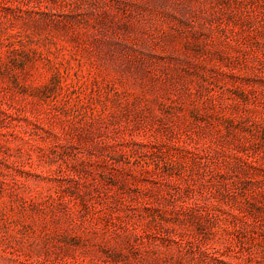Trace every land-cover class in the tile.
<instances>
[{
	"label": "rangeland",
	"instance_id": "1",
	"mask_svg": "<svg viewBox=\"0 0 264 264\" xmlns=\"http://www.w3.org/2000/svg\"><path fill=\"white\" fill-rule=\"evenodd\" d=\"M0 264H264V0H0Z\"/></svg>",
	"mask_w": 264,
	"mask_h": 264
}]
</instances>
